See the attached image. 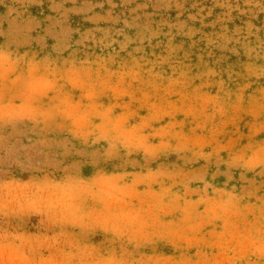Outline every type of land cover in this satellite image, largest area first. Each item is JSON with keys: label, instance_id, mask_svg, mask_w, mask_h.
<instances>
[{"label": "rangeland", "instance_id": "374dc122", "mask_svg": "<svg viewBox=\"0 0 264 264\" xmlns=\"http://www.w3.org/2000/svg\"><path fill=\"white\" fill-rule=\"evenodd\" d=\"M0 264H264V0H0Z\"/></svg>", "mask_w": 264, "mask_h": 264}]
</instances>
